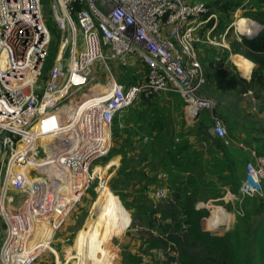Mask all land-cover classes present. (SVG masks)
<instances>
[{
  "label": "built area",
  "instance_id": "built-area-1",
  "mask_svg": "<svg viewBox=\"0 0 264 264\" xmlns=\"http://www.w3.org/2000/svg\"><path fill=\"white\" fill-rule=\"evenodd\" d=\"M51 9L62 42L40 83L51 45L42 0H0V264H33L53 249L87 187L95 179L108 186L96 161L111 152L115 117L138 98L178 93L187 117L214 108L198 96L206 82L198 47L226 45L233 26L218 32V13L193 0H52ZM136 58L148 70L143 81H118L110 61L125 68ZM210 131L227 140L222 119ZM238 145L249 158L238 193L227 197L260 195L264 155ZM153 195L164 196V188ZM212 212L210 229L232 222L211 224Z\"/></svg>",
  "mask_w": 264,
  "mask_h": 264
},
{
  "label": "rangeland",
  "instance_id": "rangeland-1",
  "mask_svg": "<svg viewBox=\"0 0 264 264\" xmlns=\"http://www.w3.org/2000/svg\"><path fill=\"white\" fill-rule=\"evenodd\" d=\"M193 1L212 3L215 0ZM233 1L239 6L233 12V26L227 33L226 45L220 46L209 42L200 44L203 52L199 58L206 72L207 82L199 89L198 96L209 98L214 108L203 110L198 117L200 120L191 121L187 119L186 101L183 97L177 94H162L149 102L143 97L138 98L121 116L115 117L111 152L96 161L103 167L111 160L118 163L105 169V177L109 176L108 186L100 187V180L95 179L87 187L75 208L56 231L51 245L53 249H47L33 264L76 262V259L66 261L67 251L72 253L80 251L83 247L76 246L79 239L84 240L83 246L87 241H91L88 245L89 249H92L95 243L94 227L103 226L99 221L102 220L100 211L105 210L109 216L111 208L115 205L119 209L117 217L119 222L109 231L107 241L99 246L100 252L102 250L105 252H95V256L101 257L100 259L98 257L97 264H165L167 258L179 255V246L176 245L175 248L168 244L169 248L167 245L151 247L150 242L157 243L156 235L160 232L161 225L171 221V217L164 218L165 214L172 216V212H181V203L188 200L187 192L183 188L187 186V178L190 176L195 175V183L189 186L196 191V207L207 208L210 214L213 211L211 219L218 207H224L226 210L233 208V203L227 204L223 200H216L224 197L228 189L233 190L236 183L231 185L228 183L230 177L222 176L226 167H223L220 158L212 159L216 155V150L209 142L198 143L195 160L197 168L193 169V166L188 165V170L193 169L189 175L184 173L187 169L172 166L170 159L165 157V151L171 141L167 132L173 131L174 135L182 134L184 137L191 136V139H194L193 135L201 130L200 125H203L202 134L210 133L215 117L223 120L231 136L254 146L264 154V87L251 81L253 71L264 75V0ZM42 3L47 24L49 23L55 32L50 29L51 45L40 75V83L49 74L62 42L61 33L55 28L53 20L52 0H42ZM247 16L253 17L257 23L254 33L245 27L243 31L235 28L240 29V18ZM80 41L78 37V43ZM241 57L245 62L244 66L236 63ZM246 61L254 65L250 69V75H246L249 72ZM110 66L116 79L125 84L139 82L146 73L144 67L142 74L132 77L134 71L131 68H124L113 61H110ZM96 69L97 73H102L101 80H106L107 75L99 63ZM221 109H226L230 117L221 116L218 113ZM154 129L158 132L157 137L146 143L144 137L151 136ZM232 149L238 158L240 151ZM244 159L246 157L241 159L240 166L245 162ZM157 180L160 183H157ZM159 187L164 188L165 195L156 198L153 193ZM167 187L172 195L167 194ZM101 189L106 192L103 196H99ZM242 199H244L242 204L238 201H235L237 202L235 204L244 210L245 215L237 212L235 218L229 214V221L232 222L220 227L221 230L218 232H231L233 241L240 239L247 244L245 251L251 264H264V189L260 195L245 196ZM203 226L207 230H215L209 228L206 220ZM183 233L185 232L179 231V234ZM4 236L5 226L0 219V238L3 239ZM1 243L2 240L0 247ZM191 251L206 255L201 247H193Z\"/></svg>",
  "mask_w": 264,
  "mask_h": 264
},
{
  "label": "trees",
  "instance_id": "trees-1",
  "mask_svg": "<svg viewBox=\"0 0 264 264\" xmlns=\"http://www.w3.org/2000/svg\"><path fill=\"white\" fill-rule=\"evenodd\" d=\"M209 5L219 15V25L217 31L224 32L231 25L233 21V12L239 6V4L237 2H234L233 0H215L212 3H209ZM48 26L52 32H55L54 28L50 24ZM55 28L57 29V27ZM145 69H146V73L140 79L139 82L143 81V79L147 74L148 70L147 68ZM251 81H255L261 87H264V75L261 72L253 71L251 75ZM206 82H207V75H206ZM205 83L203 84V86L205 85ZM158 94L159 93L154 94L150 97H145L144 99L147 102H149L153 100L155 97H157ZM227 112L228 111L226 109H221L220 111H218V113L221 114V116H224L225 118L230 117L227 114ZM121 115L122 113L119 114V116ZM182 118L184 117L182 116ZM214 122H215V118H214ZM200 126L202 130L203 125ZM201 130L197 134L193 135L194 139H191V136L184 137L182 136V134L174 135L173 131L167 132L169 138H171V141L170 142L168 141L169 144L165 151V157L170 159V163L172 164V166L183 167L184 170L187 169L188 165L193 166V169L197 168L195 161L197 159L196 156V151L198 150L197 145L198 143L207 141L212 145V148L216 150L215 151L216 155L218 152L223 153L224 155L223 157L225 158L224 163L228 164L229 172L228 175L223 174L222 176L230 177L231 185L234 182L236 183V185H234L235 187H233V191L237 192L239 190L240 181L242 178L241 177L240 180H238L237 169H236L237 165L235 163V160L237 159H235L234 155L230 153L223 138L214 136V134L211 133V131L210 133L202 134ZM157 135L158 132L156 129H154V131L151 132V136H146L148 137V140H146V137H144V141L145 142L152 141L157 137ZM228 138L233 139L234 145H236L244 153L246 152L242 148H240V146L236 143H244L245 145L256 149L254 146L242 140L237 139V137L231 136L229 133H228ZM256 150L258 151L259 154L264 155L258 149ZM215 156L212 158L213 160H216L218 158V156L217 157ZM248 158L249 157L247 155L246 161L248 160ZM193 169L191 170L187 169L184 173H188L189 175L191 174V171ZM194 176L193 177L190 176L187 178V182H186L187 186L183 188L187 192L186 195L188 196V200L181 203V207H180L181 212H172L171 213L172 216L168 214H165L164 216V218L171 217L170 219L171 221H167L164 224H162L160 232L156 235V240L158 242L162 241L163 243L160 244L158 242L156 243V241H151L150 246L166 247V245L168 246V244L169 246L170 244L173 247L175 246V248L176 245L179 246V255H177L176 257L173 256L172 258H167L165 260V264H251L249 261V255L245 251V248L247 247L246 243L242 242L239 238H236L239 239L236 242L233 241L232 234L229 231L221 233L218 232L219 230H221L220 228H218L215 229L217 231L216 233L215 230L212 231L204 228L203 223L209 217L210 210L207 208L196 207V202H195L196 191L194 190L193 187L190 188L189 186L190 184L195 183ZM157 183H160V181L157 180ZM166 191L167 194L172 195L168 187ZM243 200L239 204H242ZM239 214L245 215V212L241 207L239 208ZM179 231H184L185 233L179 234ZM193 247H201L202 252H204L206 255L202 256L200 254L195 253V251L192 252L191 249Z\"/></svg>",
  "mask_w": 264,
  "mask_h": 264
},
{
  "label": "bare ground",
  "instance_id": "bare-ground-1",
  "mask_svg": "<svg viewBox=\"0 0 264 264\" xmlns=\"http://www.w3.org/2000/svg\"><path fill=\"white\" fill-rule=\"evenodd\" d=\"M106 192L104 191V189H101V192L99 194V196H103ZM98 196V197H99ZM98 197L96 198V201L98 200ZM217 208V207H216ZM224 208V207H223ZM222 207H218V209H215V214L214 217L212 219L213 220V224H219V223H228L229 222V213L227 212V210ZM111 213L108 214L106 213V211H100L99 215L102 216V220H99L102 222V227H100L99 225H95L94 227V231H95V243L93 244L92 249H89V245L91 243V241H87L86 244H84L83 246V239H79L77 241L76 246L78 248H82L80 251L78 250L77 253H72L70 251H67V260L68 262H71L72 259H76V262H72V264H97L98 262V257L99 259L101 258L100 256H95V252L97 253H104L105 251L102 250L100 252L99 250V246L104 244L108 237H109V231L113 230L114 227H116V225L118 224V206L115 205L111 208ZM211 219V220H212ZM93 238V237H92ZM55 252V250H53Z\"/></svg>",
  "mask_w": 264,
  "mask_h": 264
},
{
  "label": "crops",
  "instance_id": "crops-1",
  "mask_svg": "<svg viewBox=\"0 0 264 264\" xmlns=\"http://www.w3.org/2000/svg\"><path fill=\"white\" fill-rule=\"evenodd\" d=\"M239 21H245V23L243 24V27H245V28H248V30L250 31V29H251V31L253 32L254 30H255V27H256V25H257V23L253 20V17L251 18V17H242V18H240V20ZM234 24H235V22H234ZM237 30H239L240 31V29L238 28V27H235ZM257 29V28H256ZM255 32V31H254ZM253 32V33H254ZM245 34H247V33H245ZM198 52H199V55L200 54H202V52H203V50H202V48H200V46L198 47ZM236 63H237V65H242V66H244L245 65V62H244V60H243V58L241 57V58H239V59H237L236 60ZM127 67H129V68H131V70L132 71H134V73H132V77L133 76H136V75H140V74H142V68H144L145 67V65L139 60V59H133L132 61H131V63H130V65L129 66H127ZM146 68V67H145ZM244 69V68H243ZM120 82H122V81H120ZM123 83V82H122ZM125 84V83H124ZM162 94H177V93H170V92H160L158 95H162ZM177 95H179V94H177ZM180 96V95H179ZM126 111V110H125ZM124 111V112H125ZM123 113V112H122ZM121 114V113H120ZM214 136H216V135H214ZM217 137V136H216ZM233 139H231V138H228L227 137V140H224V142H225V144L227 145V147H228V149H229V151H230V153H232L233 155H234V153H233V149L232 148H234V149H237L238 150V152L240 151V155H239V157L237 158L235 155H234V157H235V159H237V160H235V163H236V165H238V168H237V176H238V180H240V178L244 175V171H245V162L243 163V165L242 166H240L239 165V163H241V159H243V157H246L247 155H246V153H244V152H242L241 150H239V148L236 146V145H234V143H233ZM236 144H238V143H236ZM217 156H218V158L220 157V160H221V164L223 165V167H226V169H223L224 170V173L223 174H225V175H227V173L229 172L228 171V164H225L224 162H225V158L223 157L224 155H223V153H221V152H218L217 153ZM245 161H246V159H244ZM118 163H117V161H113V160H111L110 161V163L106 166V167H104V168H102V169H108V168H110V167H112V166H116ZM101 168V167H100ZM97 169H99V167L97 168ZM230 183V182H229ZM230 185V184H229ZM220 187H226V186H220ZM230 188V187H229ZM226 189H228V188H226ZM236 193L235 191H233V190H231V189H228L227 190V192L225 193V196L224 197H220V198H216V200L217 199H219V200H223L224 202H226L227 204L228 203H233V208L230 210H228L227 209V212L230 214V216H232V215H234L235 216V218H236V213L238 212L239 213V208H238V205H236L235 203H237V202H235V201H238L239 203L243 200V199H237V198H235V197H227V195H228V193ZM215 199H210V201H214ZM203 206V205H202Z\"/></svg>",
  "mask_w": 264,
  "mask_h": 264
},
{
  "label": "clouds",
  "instance_id": "clouds-1",
  "mask_svg": "<svg viewBox=\"0 0 264 264\" xmlns=\"http://www.w3.org/2000/svg\"><path fill=\"white\" fill-rule=\"evenodd\" d=\"M244 23H245V21H240V25H241L240 30H241V31L244 30V29H243V24H244ZM246 63H247L248 66H249V72L246 73V75H250V69H251L252 67H254V65H253L252 62H250V61H246Z\"/></svg>",
  "mask_w": 264,
  "mask_h": 264
},
{
  "label": "water",
  "instance_id": "water-1",
  "mask_svg": "<svg viewBox=\"0 0 264 264\" xmlns=\"http://www.w3.org/2000/svg\"><path fill=\"white\" fill-rule=\"evenodd\" d=\"M199 115H200V113H197V114H195L194 116H189V117H187V119H188V120H191V121H195V120L198 119ZM1 155H2V146H1V144H0V158H1Z\"/></svg>",
  "mask_w": 264,
  "mask_h": 264
},
{
  "label": "flooded vegetation",
  "instance_id": "flooded-vegetation-1",
  "mask_svg": "<svg viewBox=\"0 0 264 264\" xmlns=\"http://www.w3.org/2000/svg\"><path fill=\"white\" fill-rule=\"evenodd\" d=\"M2 169H3V157L1 155V158H0V176H1V173H2Z\"/></svg>",
  "mask_w": 264,
  "mask_h": 264
}]
</instances>
